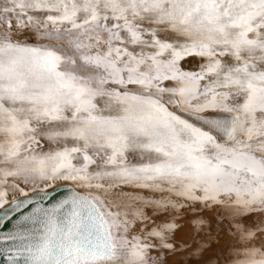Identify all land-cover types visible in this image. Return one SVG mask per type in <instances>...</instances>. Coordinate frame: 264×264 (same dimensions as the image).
<instances>
[{
    "label": "snow or ice",
    "instance_id": "obj_1",
    "mask_svg": "<svg viewBox=\"0 0 264 264\" xmlns=\"http://www.w3.org/2000/svg\"><path fill=\"white\" fill-rule=\"evenodd\" d=\"M0 264H264V0H0Z\"/></svg>",
    "mask_w": 264,
    "mask_h": 264
}]
</instances>
